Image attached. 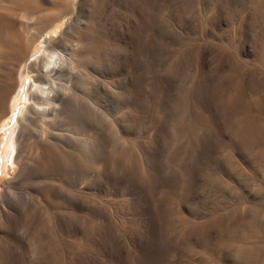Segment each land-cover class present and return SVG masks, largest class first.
I'll return each instance as SVG.
<instances>
[{"label":"rangeland","instance_id":"rangeland-1","mask_svg":"<svg viewBox=\"0 0 264 264\" xmlns=\"http://www.w3.org/2000/svg\"><path fill=\"white\" fill-rule=\"evenodd\" d=\"M35 17L32 51L68 42L65 85L96 112L60 130L77 163L55 171L17 134L23 100L0 98V264H264V0H40Z\"/></svg>","mask_w":264,"mask_h":264},{"label":"bare ground","instance_id":"bare-ground-1","mask_svg":"<svg viewBox=\"0 0 264 264\" xmlns=\"http://www.w3.org/2000/svg\"><path fill=\"white\" fill-rule=\"evenodd\" d=\"M39 9L40 0H0V74L4 78V81H0V98L15 92L16 97L23 100L24 106L18 108L17 113L15 112L18 116L17 121L15 120L19 128L17 134L23 141L25 140V143L28 138H32L33 148L40 149L41 153L38 152L33 160L41 162L44 167L53 166L55 171H62L71 162L74 164L77 162L75 163L76 156L72 153L67 154L71 158L68 159L71 161L69 165L65 166L64 158L60 157L59 153L62 154V151L59 152L60 143L65 141L68 146L73 144L70 143L73 140L69 141L70 145L66 143L68 142L65 140L66 136L60 130L75 132L72 134L74 136L77 127H83L84 121L89 123L90 118L94 119L93 114L96 110L87 99L76 96L74 91L65 85L74 77L69 58L71 45L68 42H63L61 46L51 45L53 46L51 49L46 47L43 50L32 51L39 35L32 33L30 28ZM58 13L51 12L53 16H57ZM51 14L40 15L41 19L36 20L37 27H40L45 18ZM58 30L59 26L54 32ZM18 74L19 78L16 77ZM83 75L86 76L85 73ZM63 101V106H60ZM79 110L80 116H78ZM64 118L67 119L66 122L63 121ZM15 131L11 128L4 161L14 156L18 139ZM55 132L59 135L56 136ZM42 134H45L46 138H40ZM61 134L65 138L63 137L64 141L59 138L61 142L58 143V136ZM71 154L75 157L72 158Z\"/></svg>","mask_w":264,"mask_h":264}]
</instances>
